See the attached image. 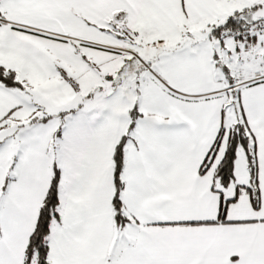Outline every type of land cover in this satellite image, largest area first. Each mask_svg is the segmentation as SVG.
Instances as JSON below:
<instances>
[{
	"label": "snow or ice",
	"instance_id": "1",
	"mask_svg": "<svg viewBox=\"0 0 264 264\" xmlns=\"http://www.w3.org/2000/svg\"><path fill=\"white\" fill-rule=\"evenodd\" d=\"M0 264H264V0H0Z\"/></svg>",
	"mask_w": 264,
	"mask_h": 264
}]
</instances>
